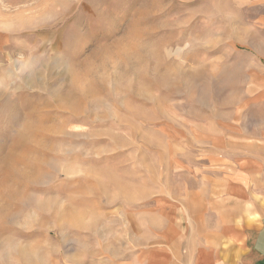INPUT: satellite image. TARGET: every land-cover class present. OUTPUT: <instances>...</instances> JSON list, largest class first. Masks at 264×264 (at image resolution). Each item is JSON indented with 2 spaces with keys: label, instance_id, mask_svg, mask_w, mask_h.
I'll list each match as a JSON object with an SVG mask.
<instances>
[{
  "label": "rangeland",
  "instance_id": "374dc122",
  "mask_svg": "<svg viewBox=\"0 0 264 264\" xmlns=\"http://www.w3.org/2000/svg\"><path fill=\"white\" fill-rule=\"evenodd\" d=\"M263 174L264 0H0V264L219 244Z\"/></svg>",
  "mask_w": 264,
  "mask_h": 264
},
{
  "label": "crops",
  "instance_id": "0c3cea01",
  "mask_svg": "<svg viewBox=\"0 0 264 264\" xmlns=\"http://www.w3.org/2000/svg\"><path fill=\"white\" fill-rule=\"evenodd\" d=\"M260 181L264 182V174ZM244 183L237 187L247 193ZM258 195L262 201L257 204L256 217L234 222L230 227L233 233L224 242L184 239L178 237L177 230L176 238L161 236L153 249L135 256L129 264H264V191Z\"/></svg>",
  "mask_w": 264,
  "mask_h": 264
}]
</instances>
